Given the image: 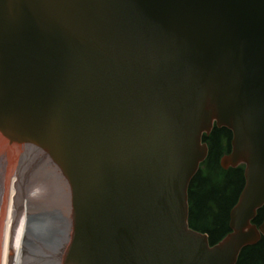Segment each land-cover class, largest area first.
Returning a JSON list of instances; mask_svg holds the SVG:
<instances>
[{"label":"water","instance_id":"1","mask_svg":"<svg viewBox=\"0 0 264 264\" xmlns=\"http://www.w3.org/2000/svg\"><path fill=\"white\" fill-rule=\"evenodd\" d=\"M214 124L245 167L211 245L187 187ZM0 138L66 179L63 264H236L264 236V0H0Z\"/></svg>","mask_w":264,"mask_h":264},{"label":"bare ground","instance_id":"2","mask_svg":"<svg viewBox=\"0 0 264 264\" xmlns=\"http://www.w3.org/2000/svg\"><path fill=\"white\" fill-rule=\"evenodd\" d=\"M13 147L0 138V264H30L25 258L31 254L30 247L33 250L32 246L37 245L43 249L38 238L51 235L53 240L48 246L51 258L54 257L52 264H63L62 256L67 252L71 235L68 183L59 168L41 151H18ZM32 170L36 173L33 183L23 182V177L32 178ZM31 199L38 205L31 208L28 203ZM63 213L66 214L64 227H60L58 218ZM30 221L32 227L27 229L25 224ZM33 256L31 264L42 258Z\"/></svg>","mask_w":264,"mask_h":264},{"label":"trees","instance_id":"3","mask_svg":"<svg viewBox=\"0 0 264 264\" xmlns=\"http://www.w3.org/2000/svg\"><path fill=\"white\" fill-rule=\"evenodd\" d=\"M231 132L226 127L214 126L203 137L208 156L188 185L189 225L206 233L211 244L223 238L230 230L229 211L236 203L244 185L243 166L223 169L220 157L230 149ZM264 218V205L253 220L256 225ZM236 264H264V237L244 247Z\"/></svg>","mask_w":264,"mask_h":264},{"label":"rangeland","instance_id":"4","mask_svg":"<svg viewBox=\"0 0 264 264\" xmlns=\"http://www.w3.org/2000/svg\"><path fill=\"white\" fill-rule=\"evenodd\" d=\"M14 149H16V150H18V151H23V148H22V146L21 147H17L16 148V146H14L13 147ZM34 170V169H33ZM32 170V171H33ZM32 174V173H31ZM36 173L33 171V174H32V178L30 177H27V178H24L23 177V179H24V181L23 182H27L28 183V181H29V184H32L33 183V177H34V175H35ZM27 179V180H26ZM28 179H30V180H28ZM32 182V183H31ZM28 185V184H27ZM32 201V202H31ZM37 201V200H36ZM33 202H35V200L34 199H31L30 201H28V203H29V205H30V207L32 206V207H34V206H37L38 205V203H36V205H35V203H33ZM41 206H46L47 204H40ZM31 207V208H32ZM65 215L66 214H62V215H60L59 216V218H58V220H59V225H60V227H64V221H65ZM68 217V216H67ZM31 224H32V222L30 221V222H28V223H26L25 225H27L26 227H27V229H31ZM66 224L68 225V227H69V217H68V219H67V222H66ZM70 229V228H69ZM57 230V229H56ZM52 236V235H51ZM51 236H47V237H44V238H38V241L40 240V243H42L43 245L41 246V247H43V249H41L40 247H38L37 245H34V246H32V248H33V250L31 249V247H30V253L31 254H28L25 258H26V260H29L30 261V264L32 263V261L35 259L34 258V256L33 255H35L37 252L39 253H44V255H47V253H49L48 255H47V257H43V258H40L39 260H38V262H36V264H52V262H53V258L54 257H52L51 258V254L52 253H50L49 251V247L50 246H48L49 244V242H51V240H53L52 238H50ZM48 238V239H47ZM221 240V239H220ZM219 241V240H218ZM217 241V242H218ZM217 242H215V243H217ZM45 246V247H44ZM48 249V250H47ZM46 251H47V253H46ZM34 253V254H33ZM29 255H31V256H29Z\"/></svg>","mask_w":264,"mask_h":264}]
</instances>
